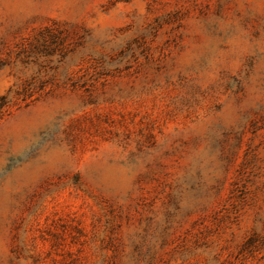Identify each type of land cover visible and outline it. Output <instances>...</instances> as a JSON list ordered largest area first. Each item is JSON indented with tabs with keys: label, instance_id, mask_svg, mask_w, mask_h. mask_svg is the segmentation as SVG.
Listing matches in <instances>:
<instances>
[{
	"label": "rangeland",
	"instance_id": "1",
	"mask_svg": "<svg viewBox=\"0 0 264 264\" xmlns=\"http://www.w3.org/2000/svg\"><path fill=\"white\" fill-rule=\"evenodd\" d=\"M0 264H264V0H0Z\"/></svg>",
	"mask_w": 264,
	"mask_h": 264
}]
</instances>
